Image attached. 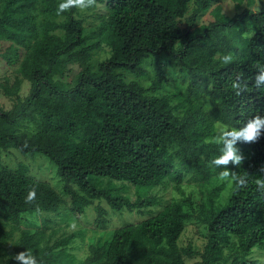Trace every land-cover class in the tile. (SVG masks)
Segmentation results:
<instances>
[{"label": "trees", "instance_id": "obj_1", "mask_svg": "<svg viewBox=\"0 0 264 264\" xmlns=\"http://www.w3.org/2000/svg\"><path fill=\"white\" fill-rule=\"evenodd\" d=\"M192 1L97 0L108 12L102 38L89 42L77 7L57 15L62 0H0V39L27 49L22 77L2 84L15 102L11 109L0 103V156L13 148L43 154L58 166L63 187L39 179L23 161L19 168L0 167V264H20L15 256L27 249L38 264H188L187 257L196 256L201 264H258L237 256L234 239L244 253L264 247V197L254 184L264 178V134L257 142H243L248 148L239 167L228 165L249 183L238 192L233 184L226 199L217 183L223 169L209 166L221 146L205 141L219 125L239 128L255 115L264 117V87H254L257 65H264V5L219 16L200 28L202 14L215 0H196L187 16ZM60 16L65 18L57 20ZM104 44L110 55L98 68L86 64L69 83L67 64L89 61ZM228 54L232 62L222 63L220 57ZM169 63L184 74L186 85L166 95L157 92L160 79L145 86L139 79L128 82L122 72L146 76L145 65ZM238 75L249 85L240 96L231 87ZM23 78L31 82L25 98L19 93ZM208 101H213L210 109L203 105ZM30 123L36 133L22 129ZM175 143L176 152L171 151ZM192 171L195 177L189 179ZM201 176L210 186L197 202L184 187ZM168 178L185 200L117 228L108 240L91 237L83 259L71 252L77 233L54 239L55 220L46 214H59L68 198L76 218L96 199L117 210H143L157 200L142 191ZM33 188L34 202L25 203ZM104 210L98 222L106 229ZM192 220L207 233L202 249L180 244ZM80 232L84 238L86 231Z\"/></svg>", "mask_w": 264, "mask_h": 264}, {"label": "rangeland", "instance_id": "obj_2", "mask_svg": "<svg viewBox=\"0 0 264 264\" xmlns=\"http://www.w3.org/2000/svg\"><path fill=\"white\" fill-rule=\"evenodd\" d=\"M98 5L100 6L99 8H89L86 10L79 9L78 17L84 20L85 32L91 35V37H89V42L99 41L103 35V15L108 12V9L104 4L98 3ZM263 5L264 0H215L204 12V14H202L199 27H205L219 16L226 15L229 17H234L248 7L259 8ZM196 6L197 2L196 0H193L187 16L193 14ZM36 14L39 19V10H36ZM64 18V16H60L57 18V20ZM37 22L39 21L37 20ZM182 25L185 26V18H183ZM56 32H62V30H58ZM15 45L16 44L10 40L5 38L0 39V103L5 109H11L13 107L15 97L7 95L3 90L2 84L7 81L9 84L14 83L17 78L22 77L19 69L21 61L27 51V49L23 47H20V49L16 50V48H14ZM109 55L110 48L104 44L102 48L93 52V56L89 61L84 62L82 60H73L67 64V68L65 69L64 73L65 79L69 81V83H72L73 78L86 64L89 63L93 68H98L100 62ZM157 65L158 64L145 65L149 71V74L146 76H137L125 70L120 71L124 73V77L128 82L139 79L145 86H152V84L157 79H160L163 83V86L162 88H159L157 92L163 95L177 91L186 85L184 82V74L181 73L175 65L172 63H169L165 66ZM30 91L31 82L28 79L23 78V82L19 89L20 95L22 98H25L29 95ZM212 104L213 101H208L203 105L207 109H210ZM183 109L184 108L179 105L178 114L181 116L184 113ZM22 129H25L30 133H36L38 131V127L33 123L28 124ZM178 146L179 145L175 143L171 148V151L176 152ZM236 148L239 150L238 154L245 157V148L247 152L248 147L244 146L243 142H237ZM176 159L177 161L181 160V158L178 156H176ZM22 161L28 165V171L30 173L34 174L39 179H44L50 183H53V186L58 190L63 189L62 185L58 182V176L56 175L58 166L55 163H52L50 159H48L43 154H37L36 156H33L30 154H24L22 152L20 153L18 149L13 148L11 152L3 153L0 156V167L9 166L12 168H19ZM195 174L196 171L190 172L189 179L195 177ZM217 183L219 187H221L220 193L223 198H228L232 186L230 187L227 182L220 179ZM209 186L210 185H208V181L203 176H201L198 178V181L193 180V182L190 184L186 181L184 189L186 190L187 195H192L195 201L198 202L204 198L205 195H207L206 188ZM142 194L147 197L151 196L155 198L157 200V205L145 208L143 210L130 211L127 208L117 210L114 209L106 200L96 199L89 206L85 207L84 212L75 214L77 216L76 218L74 217V212L71 209V205L69 203L70 200L68 198L60 209L59 214H45L50 215V217L55 220L50 225L52 228L54 227L57 230L54 232L55 240L65 234L69 235L72 233H77L79 235L78 241L73 244L74 248L71 249V252L76 255L78 260H80L83 259L88 252L91 237L101 236L104 240H108L113 236V232L117 228L128 224H138L142 220L157 214L159 211L164 209L166 205L173 202L174 200H185V197L177 189L172 178L165 179L161 184L154 186L151 189H144ZM134 197L137 198L136 195ZM101 207L105 209L104 215L107 220L106 229L103 227L101 228L98 222L100 213L99 211ZM65 214L72 215L74 218L73 221L69 220L68 217H66L64 220L63 217ZM82 230L86 231L84 235L85 240L81 236L80 231ZM19 237L20 231H16L15 239H18ZM234 240L237 241V246L239 248L237 252V256L239 258L251 259L256 261L258 264H261V260L264 258V247L259 245L254 247L248 253H244L240 248L241 242L239 238H235ZM206 241L207 233H205L204 227L192 220L188 223L187 229L180 239V244L182 246L192 244L202 249L205 246ZM11 244L12 242L8 244V247H10ZM187 262L188 264H201V258L199 256L187 257Z\"/></svg>", "mask_w": 264, "mask_h": 264}, {"label": "clouds", "instance_id": "obj_3", "mask_svg": "<svg viewBox=\"0 0 264 264\" xmlns=\"http://www.w3.org/2000/svg\"><path fill=\"white\" fill-rule=\"evenodd\" d=\"M77 7L81 10L89 8H99L97 0H62L58 5L57 15ZM222 63L229 64L233 57L231 54L220 57ZM258 74L254 78V87L260 89L264 87V65H257ZM237 96L242 95L249 90L248 82L242 80L241 76H237L231 85ZM264 134V117L255 115L247 120L239 128H230L227 125H219L216 134L206 143H215L220 145V155L209 161V166L222 168L219 172V179L225 181L229 186L235 185V191H240L248 186V178L246 175H237L236 172L231 171L228 165L234 164L239 167L242 164L244 157L238 154L239 150L236 148L237 142L251 143L257 142L261 135ZM257 191L264 197V178H258L254 181ZM36 198V190L33 188L28 191L25 197V203L31 204ZM15 260L20 264H38L36 257L30 250L22 251L15 256ZM264 264V258L261 260Z\"/></svg>", "mask_w": 264, "mask_h": 264}]
</instances>
